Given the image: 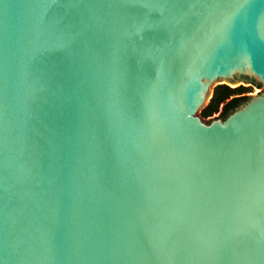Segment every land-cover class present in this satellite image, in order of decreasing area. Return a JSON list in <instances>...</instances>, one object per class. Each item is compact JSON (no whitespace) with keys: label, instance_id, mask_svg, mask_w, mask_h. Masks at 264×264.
I'll list each match as a JSON object with an SVG mask.
<instances>
[{"label":"water","instance_id":"obj_1","mask_svg":"<svg viewBox=\"0 0 264 264\" xmlns=\"http://www.w3.org/2000/svg\"><path fill=\"white\" fill-rule=\"evenodd\" d=\"M0 264H264V0H0Z\"/></svg>","mask_w":264,"mask_h":264},{"label":"trees","instance_id":"obj_2","mask_svg":"<svg viewBox=\"0 0 264 264\" xmlns=\"http://www.w3.org/2000/svg\"><path fill=\"white\" fill-rule=\"evenodd\" d=\"M246 89L247 87L242 85L236 87L225 83L216 85L209 103L202 109L201 114L208 118L220 111V116L226 117L247 99L246 95H242Z\"/></svg>","mask_w":264,"mask_h":264},{"label":"rangeland","instance_id":"obj_3","mask_svg":"<svg viewBox=\"0 0 264 264\" xmlns=\"http://www.w3.org/2000/svg\"><path fill=\"white\" fill-rule=\"evenodd\" d=\"M220 83L228 84L231 87H236V86H239V85L247 87L246 91L242 94V95H246L247 98L250 97L251 95L256 94L257 91H259V88L255 87L252 82L245 83L244 81H240V82H237V83H234V84H230V83H228L226 81H222V82H217L215 84L218 85ZM220 113L221 112L219 111V112L215 113L213 116L208 117L206 120L207 121H211V120H213L215 118H218V117H220Z\"/></svg>","mask_w":264,"mask_h":264},{"label":"flooded vegetation","instance_id":"obj_4","mask_svg":"<svg viewBox=\"0 0 264 264\" xmlns=\"http://www.w3.org/2000/svg\"><path fill=\"white\" fill-rule=\"evenodd\" d=\"M249 81L252 82V83H255V84L259 85L258 83L254 82L253 80H249Z\"/></svg>","mask_w":264,"mask_h":264}]
</instances>
